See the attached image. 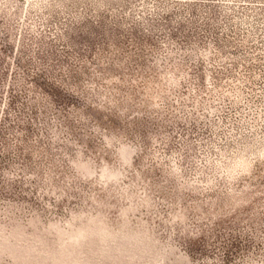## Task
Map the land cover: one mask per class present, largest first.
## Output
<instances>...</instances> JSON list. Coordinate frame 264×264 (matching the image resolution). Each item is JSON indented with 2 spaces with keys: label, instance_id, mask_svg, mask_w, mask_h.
<instances>
[{
  "label": "rangeland",
  "instance_id": "374dc122",
  "mask_svg": "<svg viewBox=\"0 0 264 264\" xmlns=\"http://www.w3.org/2000/svg\"><path fill=\"white\" fill-rule=\"evenodd\" d=\"M0 264H264V0H0Z\"/></svg>",
  "mask_w": 264,
  "mask_h": 264
}]
</instances>
